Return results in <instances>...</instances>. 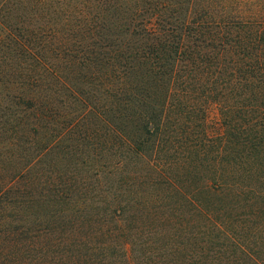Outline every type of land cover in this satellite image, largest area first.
Returning a JSON list of instances; mask_svg holds the SVG:
<instances>
[{"label":"rangeland","instance_id":"374dc122","mask_svg":"<svg viewBox=\"0 0 264 264\" xmlns=\"http://www.w3.org/2000/svg\"><path fill=\"white\" fill-rule=\"evenodd\" d=\"M17 1L0 0L2 40L8 30L21 36L17 29L26 22L27 3L20 7ZM229 3L231 10L264 13V0ZM53 63L61 79L77 88L83 83L77 94L70 96L48 77L46 92H24L0 67V188H11L0 200V264H37L41 258L52 264H264V157L245 165L232 157L231 167L225 162L214 168L213 156L199 164L188 154L153 152L152 144L138 153L121 149L115 132L106 137L101 124L112 119L102 107L115 98L101 95L87 65L66 71L62 61ZM23 92L35 98L51 93L54 117L39 130L17 122L9 138L2 134L6 102ZM204 126L209 137L223 134L213 105ZM233 166L254 173L234 175ZM220 177L232 191L217 190ZM179 191L193 197L206 217L183 205Z\"/></svg>","mask_w":264,"mask_h":264},{"label":"trees","instance_id":"16d2710c","mask_svg":"<svg viewBox=\"0 0 264 264\" xmlns=\"http://www.w3.org/2000/svg\"><path fill=\"white\" fill-rule=\"evenodd\" d=\"M25 3L26 22L17 29L21 36L8 30L3 40L0 37V67L18 81L19 90L32 88L41 95L48 77L50 83L59 80L73 96L83 83L77 88L61 79L53 62L62 61L66 71L82 63L91 82H99L101 95L115 98L102 107L103 115L111 111L112 119H102L101 124L106 137L115 132L121 149L138 153L152 144L153 152L188 154L199 164L213 156L214 168L225 162L231 167L232 157L238 156L243 165L264 157L261 10H231L229 0L17 1L20 7ZM24 92L6 102L9 114L2 134L9 138L16 134L17 122L39 130L54 117L51 93L35 98L33 92ZM210 105L218 109L223 123L221 136L205 132ZM51 132L48 128L45 134L51 138ZM41 148L48 150V145ZM230 170L245 177L254 173L236 166ZM215 182L217 190L232 191L221 177ZM10 191L8 186L0 188V200ZM178 193L183 205L188 202L197 213L206 214L192 195L190 199ZM35 261L52 264L45 258Z\"/></svg>","mask_w":264,"mask_h":264}]
</instances>
